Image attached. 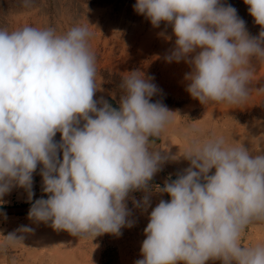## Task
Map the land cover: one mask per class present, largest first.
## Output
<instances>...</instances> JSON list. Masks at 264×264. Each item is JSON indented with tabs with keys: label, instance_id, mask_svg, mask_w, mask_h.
Masks as SVG:
<instances>
[{
	"label": "clouds",
	"instance_id": "obj_1",
	"mask_svg": "<svg viewBox=\"0 0 264 264\" xmlns=\"http://www.w3.org/2000/svg\"><path fill=\"white\" fill-rule=\"evenodd\" d=\"M244 3L262 28L258 37L222 0H136L133 8L153 28L171 26L175 43L165 59L190 65L184 78L193 99L240 104L250 94L252 59L264 60V0ZM90 38L80 25L63 34L52 27H0V202L14 187L31 201L33 174L42 165L48 198L35 200L28 218L94 239L120 236L134 225L127 198L146 191L160 170L165 158L150 144L177 112L150 102L159 90L138 70L121 80L119 108L95 100ZM182 157L190 166L159 189L170 200L152 209L142 258L134 264H264V243H240L248 225L264 221V154L216 137L194 142ZM149 203L147 195L133 199L137 208ZM32 231L21 226L0 246L22 242L17 232Z\"/></svg>",
	"mask_w": 264,
	"mask_h": 264
},
{
	"label": "rangeland",
	"instance_id": "obj_2",
	"mask_svg": "<svg viewBox=\"0 0 264 264\" xmlns=\"http://www.w3.org/2000/svg\"><path fill=\"white\" fill-rule=\"evenodd\" d=\"M135 3L136 0H31L26 5L24 0H0V27H7L10 31L24 26L52 27L58 34L75 25L87 27L91 33L90 47L96 56L98 90L94 99H103L113 108H119L122 95L119 85L127 73L138 70L146 78H154L152 82L159 91L150 102L160 101L169 110L177 112L173 114L172 122L150 144L165 158L159 172L168 177L177 178L182 174L190 166L182 156L194 142L209 138L222 137L226 144L244 145L253 155L264 154V91L250 92L240 104L209 102L203 105L193 99L186 91L188 81L184 78L191 70L183 69L182 61L167 62L165 59L175 43L171 26L166 28L162 22L158 28H153L148 19L134 11ZM222 3L234 7L245 21L250 36L258 37L262 28L249 14V6L244 0H222ZM161 32L172 39L165 40L158 35ZM146 41H150L149 45ZM261 61L254 57L252 65L257 66ZM54 140L60 141V133ZM174 156L178 158L172 159ZM41 167L38 165L33 174L31 201L23 188L14 187L2 198L0 207L28 205L40 198L47 199L42 191ZM155 182L150 180L146 191H136L138 201L145 195L150 196L146 210L134 207L132 201L127 204L131 212L128 219L134 225L122 228L120 236L77 237L53 229L50 222L36 223L28 218V214L0 216V245H3L4 236L16 232L21 226L35 227L31 233L17 232L18 236H24L22 242L0 246V263L134 264L142 258L140 248L146 238L144 229L159 201L154 197L164 194L159 191L164 185ZM258 226L248 225L243 236H247L249 228ZM39 229L44 232H38ZM242 246H253V242L248 238Z\"/></svg>",
	"mask_w": 264,
	"mask_h": 264
},
{
	"label": "crops",
	"instance_id": "obj_3",
	"mask_svg": "<svg viewBox=\"0 0 264 264\" xmlns=\"http://www.w3.org/2000/svg\"><path fill=\"white\" fill-rule=\"evenodd\" d=\"M173 179H176V178H173ZM43 195H44V197H48V194H46V193H43ZM154 198H159L158 203L160 202V200H166V201L170 200V196L167 193L162 194L160 197L155 196ZM133 199L138 201V199L136 198V191L131 192L129 194V197L127 198V204H129L131 201L133 202ZM27 204H32V203L30 202ZM258 225H260V226L249 228L250 232L247 234L246 237L243 236V234L241 235V237H242L240 239L241 245L245 244L248 238H249V240H252L253 245L264 243V224L261 223ZM33 231H35V230L33 229ZM40 232H42V231H40ZM244 247H246V246H244ZM0 264H4V263L1 262ZM206 264H222V261H220V260H209L206 262Z\"/></svg>",
	"mask_w": 264,
	"mask_h": 264
},
{
	"label": "bare ground",
	"instance_id": "obj_4",
	"mask_svg": "<svg viewBox=\"0 0 264 264\" xmlns=\"http://www.w3.org/2000/svg\"><path fill=\"white\" fill-rule=\"evenodd\" d=\"M250 22V21H249ZM252 25V24H251ZM255 25V24H254ZM250 27V26H249ZM252 27V26H251ZM254 30V29H253ZM147 38H149V37H147ZM146 38V39H147ZM150 40V39H149ZM146 43V45L148 44V43H150V41H146L145 42ZM146 45H144V46H146ZM149 45V44H148ZM197 51H199V50H197ZM192 55H195V53H193ZM189 58H191V57H189ZM182 65H183V69H185V70H191V67H190V65L189 64H187V63H185L183 60H182V63H181ZM253 68H254V74H253V76H252V78H251V83H250V85H249V88H250V92H252V93H254V92H262L263 93V91H264V60H262L261 61V63L259 64V65H253ZM179 73V72H178ZM189 73V72H188ZM183 74V73H182ZM181 75V74H180ZM183 81V80H182ZM185 84V83H184ZM33 227V226H32ZM31 227V228H32ZM35 227H33L32 229H34ZM35 230V229H34ZM40 231H42V232H44V230L43 229H39V231L38 232H40ZM41 232V233H42ZM47 235H48V233H47Z\"/></svg>",
	"mask_w": 264,
	"mask_h": 264
},
{
	"label": "water",
	"instance_id": "obj_5",
	"mask_svg": "<svg viewBox=\"0 0 264 264\" xmlns=\"http://www.w3.org/2000/svg\"><path fill=\"white\" fill-rule=\"evenodd\" d=\"M152 180L160 183L161 185H164L166 182H171L175 179L170 178L162 174L161 172L157 171L152 177ZM30 207H31V204L0 207V216L28 214ZM263 222L264 221H256V222H253V224H260Z\"/></svg>",
	"mask_w": 264,
	"mask_h": 264
},
{
	"label": "trees",
	"instance_id": "obj_6",
	"mask_svg": "<svg viewBox=\"0 0 264 264\" xmlns=\"http://www.w3.org/2000/svg\"><path fill=\"white\" fill-rule=\"evenodd\" d=\"M152 180V179H151ZM152 181H154V180H152ZM155 182V181H154ZM155 183H158V182H155Z\"/></svg>",
	"mask_w": 264,
	"mask_h": 264
}]
</instances>
